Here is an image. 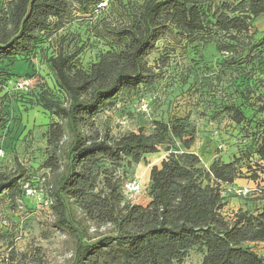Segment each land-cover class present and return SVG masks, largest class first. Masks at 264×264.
Returning <instances> with one entry per match:
<instances>
[{"label": "trees", "instance_id": "obj_1", "mask_svg": "<svg viewBox=\"0 0 264 264\" xmlns=\"http://www.w3.org/2000/svg\"><path fill=\"white\" fill-rule=\"evenodd\" d=\"M70 15L65 0H7L0 8V127L5 84L31 78V73L14 74V64L24 61L33 72L25 60L33 58L41 36L62 29ZM263 26L264 0H144L118 34L126 41L119 52L94 55L88 71L65 52L48 61L63 103L45 91L36 105L56 119L45 133L53 154L43 168L51 173L46 193L52 226L74 241L70 264H176L192 250L202 255L201 264H264V204L256 213L239 211L230 221L222 216L219 185L243 179L239 160L216 161L203 169L190 151L194 130L185 118L154 122L150 134L139 130L117 139L87 129L95 116L114 107L118 95L150 86L158 78L155 69L167 60L160 58L161 66L154 69L147 59L163 38L206 37L215 41L217 53L229 55L226 63L254 62L264 38L255 42L253 29ZM237 47L239 54L234 52ZM225 110L235 125L246 119L234 106ZM257 112L263 127L255 155L264 162V104ZM161 147L167 155L150 169L149 203L124 202L123 190L112 182L104 163L137 165ZM25 173L18 164L13 173L0 174V197L13 201ZM249 179L258 177L252 174ZM258 192L264 201V188ZM87 223L106 226V233L90 237ZM249 244H262L263 253Z\"/></svg>", "mask_w": 264, "mask_h": 264}, {"label": "rangeland", "instance_id": "obj_2", "mask_svg": "<svg viewBox=\"0 0 264 264\" xmlns=\"http://www.w3.org/2000/svg\"><path fill=\"white\" fill-rule=\"evenodd\" d=\"M6 1L0 0V8ZM65 1L71 6V15L63 28L42 35L33 58L25 60L33 65V72L24 61L14 64V73H31V78L20 89L16 87L20 79L8 82L1 93L4 116L0 127V174L13 173L18 164L26 173L18 183L20 193L13 201L0 197V264L71 263L74 241L52 226L46 193L51 173L43 168L53 154L46 145L45 133L56 119L37 107V96L46 91L52 100L63 103L48 61L65 52L74 56L78 68L88 71L94 55L97 58L105 52H119L126 41L118 34L127 26L131 11L144 0ZM253 30L257 32L255 42L264 38V26ZM239 48L235 54H239ZM258 52L261 55L254 62L235 60L229 64L225 62L229 55L217 53L214 40L202 36L181 40L165 37L147 59L154 69L161 66L160 58L167 60L164 67L155 69L158 78L150 86L118 95L114 107L95 116L91 120L93 126L87 129L93 135L106 132L117 139L139 130L150 134L154 122L185 118L194 130L190 151L199 157L203 169L216 161L239 160L237 166L243 179L234 187L219 185L227 206L221 211L222 216L230 221L242 210L256 213L264 204L258 192L264 188V162L255 155L263 127V116L257 109L264 104V46ZM230 106L245 115L241 125L230 121L225 110ZM166 155L165 147H161L137 165L129 166L124 161L117 167L104 163V167L112 172V182L125 191L124 202L146 206L150 200V169L159 167ZM252 174L258 180H250ZM237 190H245L246 196H238ZM231 203L234 205L230 206ZM87 227L90 237L103 235L107 230L106 226L95 228L91 223ZM252 249L261 253L263 246L253 245ZM201 260L202 255L192 250L176 264H201Z\"/></svg>", "mask_w": 264, "mask_h": 264}, {"label": "built area", "instance_id": "obj_3", "mask_svg": "<svg viewBox=\"0 0 264 264\" xmlns=\"http://www.w3.org/2000/svg\"><path fill=\"white\" fill-rule=\"evenodd\" d=\"M28 81V79H20L19 81H18V84H16V87L17 88H19V87H21L22 85H25V83ZM20 89V88H19ZM1 152V151H0ZM125 190L127 191V190H129V188L128 187H125ZM123 192H124V195H125V191L123 190ZM236 194L238 195V196H240V197H245L246 196V194H247V192L245 191V190H237L236 191Z\"/></svg>", "mask_w": 264, "mask_h": 264}, {"label": "crops", "instance_id": "obj_4", "mask_svg": "<svg viewBox=\"0 0 264 264\" xmlns=\"http://www.w3.org/2000/svg\"><path fill=\"white\" fill-rule=\"evenodd\" d=\"M14 73V72H13ZM14 74H16V73H14ZM17 75H19V74H17ZM239 180H237V181H235L232 185H227V184H221L222 186H227V187H231V186H236L237 185V182H238ZM233 202V201H232ZM224 203V202H223ZM230 205V204H229ZM232 205H234L233 203H231V205L230 206H232ZM227 208V206H225L224 205V207H223V209H222V211H225V209ZM242 211H244V210H242ZM250 246H252L253 244H249ZM258 245H260V246H263L262 244H258ZM263 253V251H261V253L260 254H262Z\"/></svg>", "mask_w": 264, "mask_h": 264}]
</instances>
